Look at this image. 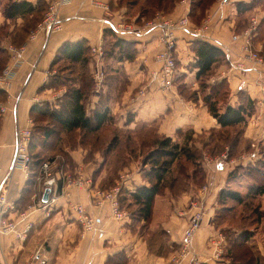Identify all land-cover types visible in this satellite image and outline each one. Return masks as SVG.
I'll use <instances>...</instances> for the list:
<instances>
[{"label": "crops", "instance_id": "obj_1", "mask_svg": "<svg viewBox=\"0 0 264 264\" xmlns=\"http://www.w3.org/2000/svg\"><path fill=\"white\" fill-rule=\"evenodd\" d=\"M8 1L12 0H0V72L9 63L8 45L25 44V50L10 84L5 89L0 86V108L5 109L0 110V182L4 180L2 191H6L7 202L12 206L4 216L17 223L16 231L0 233V264H106L109 257L115 258L117 254L126 257V264H173L179 257L184 231L198 203L202 212L201 226L194 233L190 252L176 264H193V259L201 264H234L231 252H240L230 249L227 236H236L241 229L225 219L242 206L231 198L220 199V202L219 194L228 189L245 198L251 186L264 181L258 165L259 161H264V149H260L264 146V105L260 87L264 64L243 72L233 70L231 65L236 61L253 64L245 56L242 36L253 14L263 19L252 39L253 49L264 58V0L243 12L236 9L235 3L239 0L225 5H221L220 0L212 1L200 24L190 21L193 27L202 29L205 38L196 37L191 25L174 30L176 73L166 89H161L157 80L150 78L151 72L160 68L155 55L164 47L159 29L142 36L125 37L135 43L134 57L130 60L103 56L96 61L90 52L93 45L101 44L105 48L108 35L104 31L110 26L104 18L113 23L126 19V8L121 0H99L108 5V13L89 0H72L59 9L60 30L48 35L39 32L32 38L29 33L42 18L43 10L7 18L3 6ZM25 1L38 7L46 6L51 0ZM190 3L191 0H177L166 15L172 19L187 16ZM135 18L129 21L135 22ZM194 39H203L227 54V59L213 65L206 83L226 80L227 105L236 106L244 97L252 101L253 111L232 149L225 143L220 151L213 150L221 127L202 101L195 76L196 56L191 45ZM79 40H84L89 47L88 72L92 79L85 111L90 115L100 104H105L112 119L92 132L61 131L55 145L39 142L38 135L30 149L28 167L11 169L16 130L28 128L32 132L31 106L48 103L57 107L66 91L63 85L49 84L57 74L51 63L59 47L64 42ZM96 67L104 73L99 85L94 81ZM141 89L144 93L139 95ZM184 89L191 90L193 96H186ZM162 137H170L191 148L198 170L185 165L179 167L176 162L172 164L165 174L162 192L154 198L149 222L134 221L129 216L122 221L113 219L107 203L96 204L94 191L108 189L120 176H124L126 190L149 186L152 177L146 175L149 165L143 162L141 150L148 147L142 146V140L146 139L149 144ZM115 153L125 154L126 163L113 166L110 162ZM37 159H48L57 172V182L50 188L48 203L44 205L38 203L44 188ZM58 170L71 176L80 175L91 183L85 188L67 185L59 179ZM49 198L54 200L50 202ZM257 200L264 215V193L257 196ZM73 204L82 205L96 221L94 230L82 226L71 209ZM222 205L232 210L226 212L227 217L218 224L215 215ZM23 212L28 217L19 222L18 216ZM29 221L32 227L24 238H18L17 231L21 232ZM251 231L247 246L257 262L264 264V216ZM241 261L242 255L238 263Z\"/></svg>", "mask_w": 264, "mask_h": 264}, {"label": "trees", "instance_id": "obj_2", "mask_svg": "<svg viewBox=\"0 0 264 264\" xmlns=\"http://www.w3.org/2000/svg\"><path fill=\"white\" fill-rule=\"evenodd\" d=\"M212 1L214 0H191L190 11L187 15L189 22L191 21L197 25L200 24L199 22L204 17L205 10ZM121 2L126 8V20L128 21L132 18L128 16L130 15V8L138 6L139 10L135 15L134 21L142 23L144 20L149 19L156 11H163L166 14L175 5L177 0H129L127 3L121 0ZM256 2L257 0L249 2L239 0L235 3V6L237 11L243 12L252 8ZM45 8L46 6L43 4L37 7L25 0H12L4 4L3 14L7 18H14L32 12H41L42 10L44 12ZM148 13L152 15L145 17ZM262 20L260 19V22ZM190 25L192 26L191 23ZM104 32L106 36L108 35L104 48L105 57L118 61L130 60L134 57V41L116 35L110 28L105 29ZM191 45L196 56L194 65L197 71L195 76L198 84L200 83L202 101L221 127L216 134L217 136H215L218 139L217 141L215 140L213 150L220 151L225 143L232 149L237 144L240 132L253 111L252 101L250 98L244 97V100L236 106L227 105L228 89L226 80L222 79L213 84L206 83L213 65L226 59L225 53L219 47L203 39H194ZM88 51L89 47L84 40L67 41L59 47L51 63V68L57 66L60 62H66V65H64L65 69L60 70L61 72L66 71L67 75L62 76L60 73H57L52 77L49 84L55 86L63 85L66 87V91L57 107L51 106L48 103H35L31 106L30 116L34 124L28 146L29 153L34 143L33 140L38 135L39 142L55 145L57 144L55 142L56 138L58 137L57 140L60 139L59 134L61 131L80 129L92 132L100 129L104 123L112 119L109 107L105 104H100L90 115H87L85 111V100L92 86V79L88 72ZM240 92L243 91H239V94H243ZM221 96L225 99L223 109L219 106ZM145 141L146 139L142 140V146L148 148L141 149L143 151L142 160L145 164L149 165L146 175L152 177V182L149 186H139L133 190L122 188L119 194V204L122 209L124 207L128 211L130 219L134 221L143 220L146 223L151 220L154 198L162 192L165 174L170 170L172 164L176 162L179 167H184L185 165L188 168L193 167L196 170L198 168L194 163L196 155L187 145L182 146L172 141L170 137L155 139L149 142V144L147 141L145 144ZM261 151L263 150L261 149ZM125 159V154L115 153L110 163L116 167L119 163H126ZM36 161L40 162L41 166L43 160L37 159ZM258 165L259 170L264 176V161H259ZM263 193L264 181L251 186L245 198H242L237 192L228 189L221 190L219 194V201L220 199L224 201L226 198H231L235 203L242 206L241 209L233 213L232 217L225 219V222L234 223L241 229L236 236L233 234L227 236V239L230 241V249L233 251L238 249L240 252V254L231 252L232 263L234 264H259L254 254L249 250L246 241H248L251 235V230L259 224L261 217L264 216L259 210V202L257 200V196ZM229 210H232V207L222 205L221 211H217L215 215V222L218 224L222 223L223 219L227 217L226 212ZM241 255L242 261L238 263ZM106 264H126V257L122 254L115 255V258L111 256L107 259Z\"/></svg>", "mask_w": 264, "mask_h": 264}, {"label": "built area", "instance_id": "obj_3", "mask_svg": "<svg viewBox=\"0 0 264 264\" xmlns=\"http://www.w3.org/2000/svg\"><path fill=\"white\" fill-rule=\"evenodd\" d=\"M72 0H51L47 3L46 8L43 12L42 18L35 25V27L30 31L29 38L34 37L37 33L43 32L44 34H50L54 31H58L62 27V21L59 17V9L60 7L70 3ZM92 5L102 7L106 13H108V5L102 3L99 0H89ZM184 1V0H181ZM235 0H220L221 5H225L231 3ZM104 22L108 23L110 29L116 35L120 37H129V36H142L146 33L159 29L160 37L162 42L164 43L163 49L158 51L155 55V58L158 62H160V68L156 71L151 72L150 78L157 80L159 87L161 89H166L171 86L173 78L176 73V64L173 56V51L175 48V36L174 30L177 29H185L188 28L190 22L187 16H181L178 19H172L165 13L157 12L149 19L144 20L142 23L138 24L133 21H128L126 19L121 18L116 23L110 21L109 18H104ZM260 24V18L258 15L253 14L248 19V25L242 33L244 38L243 50L245 52V56L247 59L252 60L253 64H245L243 61H236L232 63L231 67L233 70L243 72L250 69H254L255 65L264 64V58L258 55L254 49L252 44V39L254 35L257 33ZM191 32L199 38H205L204 33L200 27H193ZM25 50V44H21L18 46L8 45L7 51L9 54V63L6 64L0 72V86L5 89L9 84L10 80L13 77L14 69L17 65H19L22 61V55ZM90 52L96 58V61H99L104 56V48L101 44L93 45L90 47ZM227 56V54H225ZM227 59V57H226ZM104 73L103 70L96 67L94 72V81L96 85H99L103 79ZM261 91L263 94L262 104L264 105V79L260 82ZM144 91L141 89L138 91L139 95H142ZM1 111L5 109L3 107L0 108ZM31 140V131L30 129H18L16 130V137L14 142V153L11 160L10 167L21 166L28 167L30 162V156L28 152V146ZM253 148L256 147L254 143L251 144ZM251 155V154H250ZM253 156V153L252 155ZM217 163H221L218 161ZM41 171V184L44 190L46 188L49 189L54 186L57 182L56 174L57 172L53 171L51 161L45 160L42 162L40 166ZM58 174H60V180L67 185H74L77 187L89 186L91 181L89 179H84L82 176H71L66 173H62L58 170ZM124 176H120L119 179L106 190L96 189L94 191V196L97 205H101V203H107L109 206L110 216L117 220L122 221L128 218V213L120 207L119 204V194L124 186ZM5 182L4 180L0 182V190L4 189ZM44 192V191H43ZM49 195V194H48ZM54 199L49 198V201L52 202ZM48 201V198H47ZM43 202L42 199H38V203L44 205L48 202ZM12 206L7 202L6 191H2L0 194V233H8L10 231H16L15 227L17 223L8 219L4 216V214L11 209ZM195 213L192 214L189 223L184 231L183 238L181 241V250L179 257L174 259L173 264L179 262L182 257L187 255L190 252V247L192 245L193 237L195 231L201 226L202 220V212L200 210V205L195 204ZM71 209L78 215V219L82 226L86 230H94L96 228V221L86 212L85 208L80 204L71 205ZM19 222L25 221L28 217L27 213H20ZM32 227V222H26L24 224V229L19 232L17 231L18 238H24L26 236V232ZM217 254V253H216ZM193 264H201L197 259L192 260Z\"/></svg>", "mask_w": 264, "mask_h": 264}, {"label": "rangeland", "instance_id": "obj_4", "mask_svg": "<svg viewBox=\"0 0 264 264\" xmlns=\"http://www.w3.org/2000/svg\"><path fill=\"white\" fill-rule=\"evenodd\" d=\"M129 0H123V2L124 3H127ZM257 1H261V0H257ZM138 6H132L131 8H130V15H128V16H130V17H134L135 15H136V13H138ZM157 12H160V11H156L155 13H157ZM162 13H164L163 11H161ZM154 13V14H155ZM153 14V15H154ZM150 15H152L151 13H148V14H146L145 15V17H149ZM152 15V16H153ZM151 16V17H152ZM260 25V24H259ZM64 65H66V62H60V63H58L57 64V66H55V71H56V73H60L62 76H65V75H67V72L66 71H63V72H61V70L60 69H65L64 68ZM198 85H200V83L198 84ZM201 89V87L199 86V90ZM205 92V91H204ZM183 93L186 95V96H192L193 94L191 93V90H189V89H184L183 90ZM2 97V95L0 94V98ZM221 98V100H219V106H224L225 105V99L223 98V96H221L220 97ZM259 146H263V144L262 145H259ZM260 149H264V148H260ZM252 178H254V180L256 179V175H255V177H252ZM259 180V179H258Z\"/></svg>", "mask_w": 264, "mask_h": 264}, {"label": "water", "instance_id": "obj_5", "mask_svg": "<svg viewBox=\"0 0 264 264\" xmlns=\"http://www.w3.org/2000/svg\"><path fill=\"white\" fill-rule=\"evenodd\" d=\"M48 194H49V189L46 188L42 194V201L43 202H46L47 201V198H48Z\"/></svg>", "mask_w": 264, "mask_h": 264}]
</instances>
